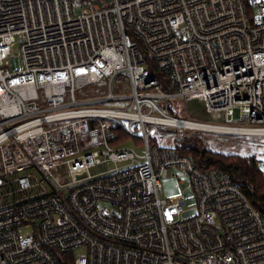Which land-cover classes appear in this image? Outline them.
Returning <instances> with one entry per match:
<instances>
[{"label": "built area", "instance_id": "built-area-1", "mask_svg": "<svg viewBox=\"0 0 264 264\" xmlns=\"http://www.w3.org/2000/svg\"><path fill=\"white\" fill-rule=\"evenodd\" d=\"M178 99L264 133V0H0V264H264V212L226 173L150 142L192 121L157 103ZM174 167L192 208L159 198Z\"/></svg>", "mask_w": 264, "mask_h": 264}, {"label": "rangeland", "instance_id": "rangeland-1", "mask_svg": "<svg viewBox=\"0 0 264 264\" xmlns=\"http://www.w3.org/2000/svg\"><path fill=\"white\" fill-rule=\"evenodd\" d=\"M247 1V0H246ZM81 9L76 7L74 10L75 15L80 14ZM247 14L250 19H258V13L254 8H251L247 4ZM9 70L14 72L21 68L20 62V50L19 44H16L11 50V56L9 57ZM124 77V76H123ZM120 77H117L113 81V89L116 91V87L121 86L125 89L128 81L127 78H123L119 84ZM108 80L103 79L97 85H94L93 91H97L107 86ZM125 93H129V88H126ZM162 105L161 109L178 118L185 120H192L198 122H210L208 114L205 112L202 104L198 101H191L187 104L182 99L175 101H157ZM125 102L119 104L108 103L106 106H124ZM171 111H168L169 109ZM168 109V110H167ZM235 119L238 120V113L235 114ZM205 124V123H204ZM217 124V123H215ZM230 125L250 126L248 123H223ZM150 129V126H147ZM187 141V142H185ZM152 144H162L168 146H176L181 148L183 145H194L200 149L216 154L223 157H237L245 159V161H254L264 174V136L253 135H237L236 133L223 134L216 132H209L207 130H188L183 127L178 128H157L153 130L150 138ZM184 143V144H183ZM128 146L137 148L139 153H143V142L141 139L130 138L127 141ZM103 170V169H101ZM94 173V171H92ZM183 181V183H181ZM182 195L185 201V209H189L195 206V197L190 182L189 175L178 167L171 168L168 176L162 179V188L159 191V198L164 201H170L172 198ZM194 211L189 210L186 215L192 214Z\"/></svg>", "mask_w": 264, "mask_h": 264}, {"label": "trees", "instance_id": "trees-1", "mask_svg": "<svg viewBox=\"0 0 264 264\" xmlns=\"http://www.w3.org/2000/svg\"><path fill=\"white\" fill-rule=\"evenodd\" d=\"M147 60L151 62L150 59ZM150 67L151 73L162 83L163 90L169 91L167 78L162 74H156L151 64ZM168 109L172 112L171 108ZM179 150L202 170L217 168L226 173L242 190L251 206L264 212V174L254 161H245V159L237 157L218 156L200 149L196 144L183 145Z\"/></svg>", "mask_w": 264, "mask_h": 264}, {"label": "bare ground", "instance_id": "bare-ground-1", "mask_svg": "<svg viewBox=\"0 0 264 264\" xmlns=\"http://www.w3.org/2000/svg\"><path fill=\"white\" fill-rule=\"evenodd\" d=\"M146 59H150L148 56H146ZM151 60V59H150ZM148 61V60H147ZM152 61V60H151ZM184 102V101H183ZM189 121V120H188ZM166 126H170V127H183L184 129H188V130H207L209 132H216V133H223V134H233L234 132L232 131H226L223 127V124H210V123H201L200 122H194V121H189L188 123H182V122H178L176 124H173L171 122H166ZM237 135H253V136H264V133L262 134H257V132H253V133H248V132H243V133H236Z\"/></svg>", "mask_w": 264, "mask_h": 264}]
</instances>
